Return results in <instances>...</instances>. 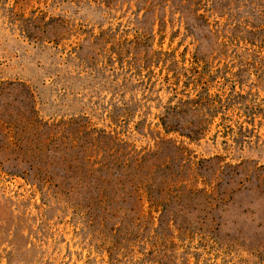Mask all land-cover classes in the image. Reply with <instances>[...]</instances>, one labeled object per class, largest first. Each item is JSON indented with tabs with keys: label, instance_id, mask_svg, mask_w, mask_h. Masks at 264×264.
Masks as SVG:
<instances>
[{
	"label": "rangeland",
	"instance_id": "1",
	"mask_svg": "<svg viewBox=\"0 0 264 264\" xmlns=\"http://www.w3.org/2000/svg\"><path fill=\"white\" fill-rule=\"evenodd\" d=\"M0 264H264V0H0Z\"/></svg>",
	"mask_w": 264,
	"mask_h": 264
}]
</instances>
